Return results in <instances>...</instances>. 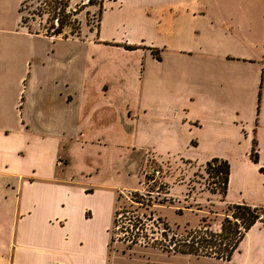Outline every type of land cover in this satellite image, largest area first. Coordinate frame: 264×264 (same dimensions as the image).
I'll use <instances>...</instances> for the list:
<instances>
[{"label": "crops", "instance_id": "0c3cea01", "mask_svg": "<svg viewBox=\"0 0 264 264\" xmlns=\"http://www.w3.org/2000/svg\"><path fill=\"white\" fill-rule=\"evenodd\" d=\"M22 1L0 0V264H110L120 183L73 161L127 131L132 162L226 160L224 203L264 208V0H102L67 38L28 32Z\"/></svg>", "mask_w": 264, "mask_h": 264}, {"label": "rangeland", "instance_id": "374dc122", "mask_svg": "<svg viewBox=\"0 0 264 264\" xmlns=\"http://www.w3.org/2000/svg\"><path fill=\"white\" fill-rule=\"evenodd\" d=\"M69 1L70 8L80 7L77 18L82 31L88 27L94 30L98 18L97 3L101 1L93 0V5L89 7L81 5L79 0ZM29 3L33 8L36 0H29ZM32 26L36 28L37 24ZM59 44L64 48L63 42ZM95 50L97 48L89 42V53ZM114 152L116 154L111 152L112 154L105 157L95 153L91 154L87 150L83 156H77L73 161V166L89 169L94 162L100 161L103 166L100 174H108L111 179L110 183H120L121 188L118 192L120 198L115 202V209L122 207L125 210H135L137 213L146 212L145 207H140L132 199H136L138 194L146 200H150L148 196H151V200L156 197V202L166 199L162 203L153 204L150 210L173 228L177 226L180 230L194 228L205 223L214 231L219 229L220 221L226 213V204L219 193L211 192L212 188H218V185L214 184L215 179L205 173L203 167L189 164L177 156L156 158L148 151H143L139 162L137 160L132 162L130 157L133 148L129 131H127L123 144L114 149ZM115 156L120 158L119 163H113ZM136 157L133 153V158L136 159ZM152 169L156 170L155 181L150 180V177L145 178V174L150 176ZM124 174L123 180L122 175ZM75 178L89 182V178L80 173ZM155 182L157 185H154ZM134 193L137 194L136 197L132 196ZM118 228L120 229V225ZM112 244L109 249L110 264H264V226L262 224L252 226L244 234L229 261L212 257L166 253L160 249L142 245L128 247L118 241H113Z\"/></svg>", "mask_w": 264, "mask_h": 264}, {"label": "trees", "instance_id": "16d2710c", "mask_svg": "<svg viewBox=\"0 0 264 264\" xmlns=\"http://www.w3.org/2000/svg\"><path fill=\"white\" fill-rule=\"evenodd\" d=\"M92 1L87 0L83 5H93ZM100 1L97 3L96 26H98L103 9L102 0ZM69 2V0H36V5L31 8L29 0H23L18 8L21 25L30 33L43 34L47 37L78 36L81 25L77 15L80 7L70 8ZM35 23L36 28L32 26ZM151 53L156 59L160 58L157 52L151 50ZM249 157L252 162L258 163L255 140L252 141ZM203 170L210 174L215 179L214 184L218 185V188H212L211 192H217L224 198L229 181L228 162L212 158L206 161ZM259 171L264 174V166H260ZM155 173L156 170L152 169L150 176L145 174V178L150 177V180L155 181ZM154 185L157 183L155 182ZM132 196L136 197L137 194L134 193ZM148 197L150 200L138 194L136 199H132L140 207H145L146 212L137 213L135 210H125L122 207L114 209L112 223L108 230L109 247L113 241H118L128 247L142 245L157 248L166 253L212 257L229 261L244 234L257 222L264 226V208L235 203L226 204V213L217 231L212 230L205 223L194 228L180 230L178 226L171 227L168 222L150 210L153 204L162 203L166 199L156 202V197L152 200L151 196ZM119 198L120 195L117 196V201Z\"/></svg>", "mask_w": 264, "mask_h": 264}, {"label": "built area", "instance_id": "2783aa9c", "mask_svg": "<svg viewBox=\"0 0 264 264\" xmlns=\"http://www.w3.org/2000/svg\"><path fill=\"white\" fill-rule=\"evenodd\" d=\"M156 174V173H155Z\"/></svg>", "mask_w": 264, "mask_h": 264}]
</instances>
